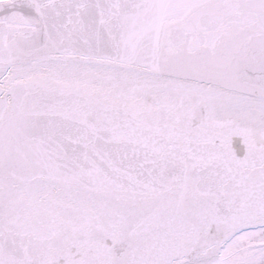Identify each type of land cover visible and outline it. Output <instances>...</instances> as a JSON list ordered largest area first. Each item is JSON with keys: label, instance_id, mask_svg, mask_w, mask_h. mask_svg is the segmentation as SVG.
<instances>
[{"label": "snow or ice", "instance_id": "obj_1", "mask_svg": "<svg viewBox=\"0 0 264 264\" xmlns=\"http://www.w3.org/2000/svg\"><path fill=\"white\" fill-rule=\"evenodd\" d=\"M0 264H264V0H0Z\"/></svg>", "mask_w": 264, "mask_h": 264}]
</instances>
